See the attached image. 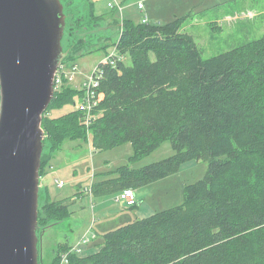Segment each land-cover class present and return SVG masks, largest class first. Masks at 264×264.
Listing matches in <instances>:
<instances>
[{"label": "trees", "instance_id": "16d2710c", "mask_svg": "<svg viewBox=\"0 0 264 264\" xmlns=\"http://www.w3.org/2000/svg\"><path fill=\"white\" fill-rule=\"evenodd\" d=\"M184 18H123L113 45L124 58L97 63L103 96L88 127L78 110L46 115L72 100L76 90L68 86L42 115L47 150L40 175L65 139L88 137L99 150L130 142L134 159L169 140L171 155L118 167L114 177L91 185L94 195L150 184L190 160L207 162L204 176L184 185L179 204L108 230L96 252L68 253L70 264H264V34L203 58L181 30ZM83 43L74 41L63 61ZM66 207L47 197L38 208L39 226L66 219ZM68 248L58 245L50 264H60Z\"/></svg>", "mask_w": 264, "mask_h": 264}, {"label": "rangeland", "instance_id": "374dc122", "mask_svg": "<svg viewBox=\"0 0 264 264\" xmlns=\"http://www.w3.org/2000/svg\"><path fill=\"white\" fill-rule=\"evenodd\" d=\"M110 1L113 0H75V3L80 4L82 8L80 15L82 20L73 36L69 35V26L66 25L61 45L66 49L72 37L88 39L87 43H83L81 49L76 52L74 58L69 57L65 62L67 67L75 63L77 69L71 74V78L66 79L63 87L68 86L76 92L71 101L64 102L58 107H50L47 116L57 117L77 109L82 80L91 74L100 60L113 53L112 45L119 35L121 15L123 18L140 21L146 13L151 23L158 20L171 21L176 13V17H185L181 30L193 35L203 58L216 55L264 34V0H141L145 6L142 10L137 8L140 0H117L122 9L121 14L116 7L108 6L107 3ZM152 15H160V18H152ZM217 16L218 18L215 19L214 17ZM209 22L220 29H215L214 24L210 27ZM150 58H153L152 54ZM125 61H129L128 57ZM172 153L169 140H164L154 150L134 159V149L130 142L99 150L92 147L89 138L86 137L83 140L65 139L61 147L48 156L45 172L40 175V184L45 183L47 195L51 200L60 199L67 204L69 215L65 219L64 234L68 233L66 235L69 239L74 234L77 237L83 230L96 234L93 242L80 246L81 251L75 254L86 256L94 253L97 250L96 244L103 241V234L132 221L131 218L124 216L134 214L136 209L133 207L128 209L129 212H124L120 203L114 201L113 196L116 192L103 195L91 193L90 197L89 189L86 188L103 179L114 177L115 170L120 166L138 168L164 159ZM206 167V161L191 160L184 163L177 172L136 188V196L139 200L145 199L144 202L150 203L156 210L179 204L182 201L184 185L202 178ZM53 170H55L54 174ZM58 181H61L60 186ZM40 194L39 191V205L44 202ZM70 225L75 231L74 234H69ZM60 228H48L43 233L37 232L39 235L41 233L42 264H50L52 250L56 248L54 244L56 238L65 240ZM78 238L72 246L76 245L81 237Z\"/></svg>", "mask_w": 264, "mask_h": 264}, {"label": "water", "instance_id": "95a60500", "mask_svg": "<svg viewBox=\"0 0 264 264\" xmlns=\"http://www.w3.org/2000/svg\"><path fill=\"white\" fill-rule=\"evenodd\" d=\"M81 13L75 0H0V264H42L41 233L66 229L65 219L37 222L39 191L46 199L41 121L59 64L74 41H88L72 37L61 45L66 25L70 36L78 31Z\"/></svg>", "mask_w": 264, "mask_h": 264}, {"label": "built area", "instance_id": "2783aa9c", "mask_svg": "<svg viewBox=\"0 0 264 264\" xmlns=\"http://www.w3.org/2000/svg\"><path fill=\"white\" fill-rule=\"evenodd\" d=\"M108 6L116 7L119 13H121L122 9L119 6V4L115 2V0L108 2ZM137 8L139 10H142L144 8L142 1H139L137 3ZM140 22L142 23L148 22L146 13L143 14ZM119 28L121 31L122 30L121 23ZM112 46H113V53L104 60H101L102 62H109L110 64H114L118 60H122L124 58V56H122L120 53L117 52L116 45H112ZM65 62L66 61H62L56 70L55 78H54V93L62 89L63 83L66 81V79L71 78V74L77 69V65L75 63H72L70 67H67L65 65ZM100 77H101V70L97 68V64H96L91 74L85 77L80 84V88H79L80 100L76 110L81 112L82 122L86 127H88L89 124L93 121V118L95 117V112H94L95 107L103 96V93L99 91ZM57 183L59 186L61 185V181H58ZM116 200L119 201L125 207H133L137 203V198L135 196L134 189L130 187L124 188L121 191H119L116 195ZM95 236H96L95 233L91 234V232L87 230L81 236L80 240L76 245L70 246L68 250L61 253L60 264L62 262H67L68 253H74V254L79 253L81 251L80 246L88 244V242L93 238H95Z\"/></svg>", "mask_w": 264, "mask_h": 264}, {"label": "crops", "instance_id": "0c3cea01", "mask_svg": "<svg viewBox=\"0 0 264 264\" xmlns=\"http://www.w3.org/2000/svg\"><path fill=\"white\" fill-rule=\"evenodd\" d=\"M141 1V0H140ZM115 2L116 3H118L119 4V2H117V0H115ZM108 4V3H107ZM143 5H144V3H143ZM145 7V6H144ZM117 9V8H116ZM145 9V8H144ZM118 11V10H117ZM119 12V11H118ZM121 12H122V10H121ZM121 14V13H120ZM148 15V14H147ZM176 15H177V13H176ZM176 15H174L175 17H176ZM121 17H122V15H121ZM147 18H148V16H147ZM152 18H155V19H159L160 18V15L158 16H155V15H152ZM215 19L216 18H218V16L217 17H214ZM122 20H123V17H122ZM122 20L120 21V23L122 22ZM149 21V20H148ZM138 22V21H137ZM154 23H164L163 21H160V20H158V21H155ZM120 25V24H119ZM217 28H220V27H217ZM191 34V33H190ZM192 35V34H191ZM193 36V35H192ZM194 38V37H193ZM195 40V39H194ZM101 61V60H100ZM191 161V160H190ZM190 161H187V162H190ZM187 162H185V163H187ZM184 164V163H183ZM182 164V165H183ZM182 165L180 166V168L182 167ZM186 165H188V164H186ZM185 165V166H186ZM179 168V169H180ZM54 172H55V170H53L52 171V173L54 174ZM45 184V183H44ZM44 184H42V188L43 189H45V194H46V198L48 197V195H47V188H46V186L44 185ZM90 187H91V185H90ZM81 188V187H80ZM86 189H89V188H86ZM90 190V189H89ZM86 191V190H85ZM79 192H81L82 193V191H79ZM134 192H135V189H134ZM92 193V192H91ZM91 193H90V191H89V195H90V197H91ZM116 195H117V192L114 194V201L116 202L117 200H116ZM135 196H136V193H135ZM136 198H137V203H136V209L134 210L135 212H134V214H132V215H130V214H127L126 216H124V218H131V220H134L135 218H141V217H145V216H148V215H151L152 213H154L155 211H157L156 209H155V207L153 206V205H150V203H147V202H144V200L145 199H141V200H139L138 199V197L136 196ZM139 200V201H138ZM117 202H119V201H117ZM120 203V202H119ZM120 205H121V209H123L124 210V212H129L128 211V209H130L131 207H125L124 205H122L121 203H120ZM69 217H71V216H69ZM128 222H130V221H128ZM62 229V232H63V234H64V231L66 230V229H63V228H61ZM78 230H79V232H80V229L78 228ZM111 230V229H110ZM87 230H83V231H81V233H78V235H77V237L75 236V234H74V229L72 228V225H70L69 226V234L70 233H73L74 234V236L73 237H71L70 239L68 238V236L66 235V234H68V233H66V234H64V236H65V240H59V245L60 244H64V245H66V246H72L79 238L78 237H81L82 235H83V233L84 232H86ZM107 232V231H106ZM96 237V236H95ZM76 238H78L77 240H75ZM96 238H93L92 240H90L89 242H88V244L89 243H91V242H93L94 240H95ZM75 240V241H74ZM103 242V241H102ZM102 242L101 243H99V244H96V246H97V250L101 247V245H102ZM96 250V251H97ZM95 251V252H96Z\"/></svg>", "mask_w": 264, "mask_h": 264}]
</instances>
